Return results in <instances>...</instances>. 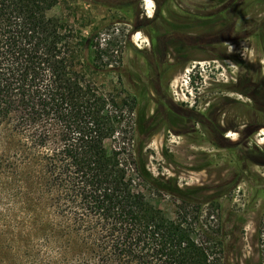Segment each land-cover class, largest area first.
<instances>
[{
    "label": "rangeland",
    "instance_id": "1",
    "mask_svg": "<svg viewBox=\"0 0 264 264\" xmlns=\"http://www.w3.org/2000/svg\"><path fill=\"white\" fill-rule=\"evenodd\" d=\"M47 15L114 51L113 67L89 77L137 98L132 154L157 179L146 199L174 218L181 194L164 185L189 191L222 229L217 255L264 264V0H59ZM3 154L0 264H48L31 234L36 175L8 171Z\"/></svg>",
    "mask_w": 264,
    "mask_h": 264
},
{
    "label": "trees",
    "instance_id": "2",
    "mask_svg": "<svg viewBox=\"0 0 264 264\" xmlns=\"http://www.w3.org/2000/svg\"><path fill=\"white\" fill-rule=\"evenodd\" d=\"M58 2L0 0V145L8 171L36 175L31 234L48 264H227L221 227L189 191L164 185L181 194L174 218L146 199L157 179L132 154L137 98L90 80L114 51L49 17Z\"/></svg>",
    "mask_w": 264,
    "mask_h": 264
}]
</instances>
